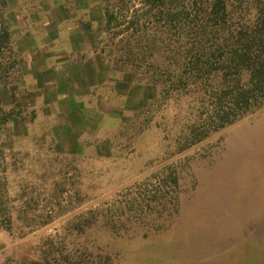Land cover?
Masks as SVG:
<instances>
[{
	"label": "rangeland",
	"instance_id": "374dc122",
	"mask_svg": "<svg viewBox=\"0 0 264 264\" xmlns=\"http://www.w3.org/2000/svg\"><path fill=\"white\" fill-rule=\"evenodd\" d=\"M8 2L20 51H38L20 33L15 0ZM94 40L101 45L93 52L80 37L48 43L24 68L20 95L32 123L17 131L29 130L31 139L17 155L14 215L0 218V264L37 262L49 248L55 258L65 255L64 240L82 236L74 221L89 215L95 222L79 247L80 263L101 252L115 264H264V108L218 132L199 127L206 135L199 142L185 140L188 119L180 105L193 109L183 102L189 95L179 100L170 83L157 91L151 80L158 75H149L146 61L139 67L117 63L120 44L109 45L106 31ZM90 62L105 74L97 75L104 83L86 85ZM202 87L215 88L209 82ZM1 96L9 102L6 89ZM170 168L179 186L166 199L158 194L151 200L153 186L144 182ZM137 184L145 194L141 204L133 200ZM178 206V217L162 219L166 228L154 234L158 215ZM101 216L115 234L135 238L115 236Z\"/></svg>",
	"mask_w": 264,
	"mask_h": 264
},
{
	"label": "trees",
	"instance_id": "16d2710c",
	"mask_svg": "<svg viewBox=\"0 0 264 264\" xmlns=\"http://www.w3.org/2000/svg\"><path fill=\"white\" fill-rule=\"evenodd\" d=\"M101 4L109 45L117 44V41L120 44L121 53L117 63L125 62L126 65L139 67L141 61H146L150 66L149 75H158L157 79L151 80L157 91L170 83L173 94H179V100L189 95L183 102L188 100L193 109L182 111L185 104L180 105V114L188 119L182 128V134H187L185 140L192 138L195 139L194 143L199 142L206 137L199 127L207 128L208 132H218L248 112L264 108V0H101ZM9 6L8 0H0L1 222L11 220L14 215L16 205L13 200L17 193L11 187L17 178V155L22 152L21 146L27 148L28 137L31 139L29 130L22 135L17 131V127L25 125L28 128L32 123L28 120L27 111H24L29 106L20 95L24 68L27 62L40 57V52L30 54L20 51L19 36L13 31L12 21L7 16ZM67 12L72 13L70 7ZM77 14L83 36H92L89 15L82 12ZM200 14L201 19L203 16L201 23L196 20ZM244 73L246 82L240 78ZM205 82L215 87L213 91L203 89ZM189 88L191 90L186 92ZM3 89L8 91L9 102H5L1 96ZM180 91L186 93L181 94ZM237 111H241L242 115H237ZM41 139L48 141L46 136ZM153 178L143 184L147 189L153 186L152 190L148 189L151 200L158 194L166 199V195L179 186L175 169L170 168L163 175ZM140 185L137 184L133 197L135 203L139 204L145 195L141 193ZM178 215L179 206L172 212L158 215L157 222L152 226L154 234L166 228L162 219L164 222L171 221ZM104 217L101 216L99 221L115 236L135 238L126 237V232L115 234L114 228ZM83 218L74 221L77 232L82 236L64 240L65 255L55 258V253L49 248L43 252L40 261L30 264H84L80 263L79 247L86 239V229L90 230L95 220L90 215ZM147 237L145 232L144 238ZM76 247L77 250L74 249ZM86 260L85 264H115L111 255L101 252Z\"/></svg>",
	"mask_w": 264,
	"mask_h": 264
},
{
	"label": "crops",
	"instance_id": "0c3cea01",
	"mask_svg": "<svg viewBox=\"0 0 264 264\" xmlns=\"http://www.w3.org/2000/svg\"><path fill=\"white\" fill-rule=\"evenodd\" d=\"M68 7L72 10L70 14L67 12ZM13 10L19 15L18 23L23 26L24 32L20 31V33L26 34L25 36L32 40L31 43L34 42L33 46L37 48L39 45L40 47L37 49L38 51L29 52L30 54L37 52L44 54V48H49L48 43L53 42V44L58 45L63 41L77 40L79 37L82 47H86L92 52L96 51V46L99 49L101 45L94 40L99 32L105 31L106 20L101 0H15ZM78 12L89 15L92 22L93 37L83 36L81 26L76 19L79 15ZM33 32H38L39 35L35 36ZM44 57L43 60H45ZM88 68L90 71L89 77L86 79L87 86H97L99 83H104L97 75L105 74H102V71L96 73L93 62L89 63ZM92 75H96V77Z\"/></svg>",
	"mask_w": 264,
	"mask_h": 264
}]
</instances>
